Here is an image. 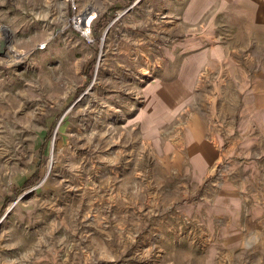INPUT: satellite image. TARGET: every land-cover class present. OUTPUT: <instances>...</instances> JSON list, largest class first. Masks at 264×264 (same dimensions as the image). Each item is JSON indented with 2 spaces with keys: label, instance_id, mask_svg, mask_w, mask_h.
<instances>
[{
  "label": "rangeland",
  "instance_id": "374dc122",
  "mask_svg": "<svg viewBox=\"0 0 264 264\" xmlns=\"http://www.w3.org/2000/svg\"><path fill=\"white\" fill-rule=\"evenodd\" d=\"M75 3L89 37L68 0H0V264H200L192 190L255 182L264 143L220 145L206 176L172 171L182 129L137 110L176 36L174 0Z\"/></svg>",
  "mask_w": 264,
  "mask_h": 264
},
{
  "label": "crops",
  "instance_id": "0c3cea01",
  "mask_svg": "<svg viewBox=\"0 0 264 264\" xmlns=\"http://www.w3.org/2000/svg\"><path fill=\"white\" fill-rule=\"evenodd\" d=\"M174 3L178 30L162 46L159 83L144 93L137 117L181 128L182 147L164 152L170 169L206 176L228 154L220 145L264 143V0ZM263 160L255 182L197 184L182 204L194 208L200 264H264ZM210 237L217 249L204 247Z\"/></svg>",
  "mask_w": 264,
  "mask_h": 264
},
{
  "label": "built area",
  "instance_id": "2783aa9c",
  "mask_svg": "<svg viewBox=\"0 0 264 264\" xmlns=\"http://www.w3.org/2000/svg\"><path fill=\"white\" fill-rule=\"evenodd\" d=\"M68 2L71 5V12H72V14H71L72 16L70 18L71 23L74 24V27L75 26L78 27L77 29H79L81 31V33L85 37H89L90 31H89V28H88L89 26H86L87 25V21H86L85 25L82 24V26H79L81 24V20L83 18L82 17L83 15H82V13L77 11V5L75 3V0H68ZM44 45H45V43H40V44H38L37 47L38 48H43Z\"/></svg>",
  "mask_w": 264,
  "mask_h": 264
},
{
  "label": "bare ground",
  "instance_id": "6f19581e",
  "mask_svg": "<svg viewBox=\"0 0 264 264\" xmlns=\"http://www.w3.org/2000/svg\"><path fill=\"white\" fill-rule=\"evenodd\" d=\"M86 10H87V8H86ZM88 11H89V9H88ZM88 14H89V12L83 14V16H82L83 18H82L81 24L79 26H82V24L85 25L86 24V21L87 22L88 21L90 22V20L93 18V16L88 15ZM4 33H6V32H4ZM103 35H105V33H103ZM7 36H8V33H7ZM21 55H22L21 50H16L12 46H9V48L7 50L8 62L19 63V60L18 59L21 57Z\"/></svg>",
  "mask_w": 264,
  "mask_h": 264
},
{
  "label": "water",
  "instance_id": "95a60500",
  "mask_svg": "<svg viewBox=\"0 0 264 264\" xmlns=\"http://www.w3.org/2000/svg\"><path fill=\"white\" fill-rule=\"evenodd\" d=\"M106 31H107V28L105 29V32H106ZM105 32H104V33H105Z\"/></svg>",
  "mask_w": 264,
  "mask_h": 264
},
{
  "label": "trees",
  "instance_id": "16d2710c",
  "mask_svg": "<svg viewBox=\"0 0 264 264\" xmlns=\"http://www.w3.org/2000/svg\"><path fill=\"white\" fill-rule=\"evenodd\" d=\"M103 26V25H102ZM25 186V185H24Z\"/></svg>",
  "mask_w": 264,
  "mask_h": 264
}]
</instances>
